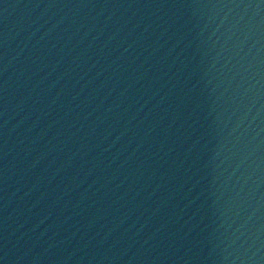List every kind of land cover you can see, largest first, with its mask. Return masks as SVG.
<instances>
[{
    "label": "water",
    "instance_id": "obj_1",
    "mask_svg": "<svg viewBox=\"0 0 264 264\" xmlns=\"http://www.w3.org/2000/svg\"><path fill=\"white\" fill-rule=\"evenodd\" d=\"M0 264H264V0H0Z\"/></svg>",
    "mask_w": 264,
    "mask_h": 264
}]
</instances>
